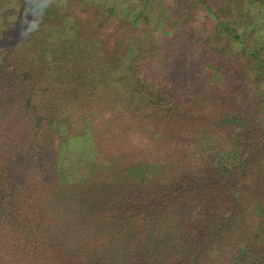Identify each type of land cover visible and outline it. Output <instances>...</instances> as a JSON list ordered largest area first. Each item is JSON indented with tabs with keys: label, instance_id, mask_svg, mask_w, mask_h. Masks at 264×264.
Returning a JSON list of instances; mask_svg holds the SVG:
<instances>
[{
	"label": "trees",
	"instance_id": "obj_1",
	"mask_svg": "<svg viewBox=\"0 0 264 264\" xmlns=\"http://www.w3.org/2000/svg\"><path fill=\"white\" fill-rule=\"evenodd\" d=\"M255 3L0 0V264H264Z\"/></svg>",
	"mask_w": 264,
	"mask_h": 264
},
{
	"label": "rangeland",
	"instance_id": "obj_2",
	"mask_svg": "<svg viewBox=\"0 0 264 264\" xmlns=\"http://www.w3.org/2000/svg\"><path fill=\"white\" fill-rule=\"evenodd\" d=\"M251 2H256L255 4H258V0H251ZM126 6L128 8V10H137L139 7H141V3L138 1H130V2H125L122 6L120 7H124ZM111 29V28H110ZM109 29V30H110ZM154 70H159L161 71L162 68H160L159 66H155ZM146 71L147 73V77L149 78H153L155 82H157V79L155 80V78L152 76L150 72V69H145L144 72ZM64 135V138L61 139V143L63 145V155L71 157V158H75V159H79V160H90L95 153V149L94 146L90 143V141L88 140H84V139H71L69 140L67 137V130L66 127L65 128H61L60 129Z\"/></svg>",
	"mask_w": 264,
	"mask_h": 264
},
{
	"label": "clouds",
	"instance_id": "obj_3",
	"mask_svg": "<svg viewBox=\"0 0 264 264\" xmlns=\"http://www.w3.org/2000/svg\"><path fill=\"white\" fill-rule=\"evenodd\" d=\"M60 0H24V10L23 16L27 21L25 27H30L34 31H39L40 25L42 23L44 14L47 9L53 5L59 6ZM10 8H15L16 5L13 3L9 6ZM17 17L13 15L10 17V23L15 24Z\"/></svg>",
	"mask_w": 264,
	"mask_h": 264
}]
</instances>
